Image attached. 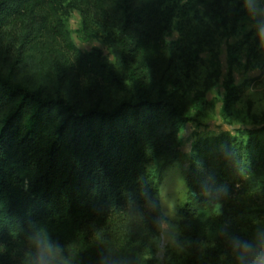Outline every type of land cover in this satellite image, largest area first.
I'll use <instances>...</instances> for the list:
<instances>
[{
	"label": "trees",
	"instance_id": "1",
	"mask_svg": "<svg viewBox=\"0 0 264 264\" xmlns=\"http://www.w3.org/2000/svg\"><path fill=\"white\" fill-rule=\"evenodd\" d=\"M59 3L0 0V264H155L161 168L179 160L195 122L177 93L181 51L166 32L193 31L192 67L213 29L239 31L251 0H71L84 23L93 9L112 23L118 65L78 51L61 18L50 19ZM71 60L88 61L107 88L76 96ZM228 60L225 119L242 94L237 55ZM263 168L264 125L197 135L179 210L187 264H219L221 244L206 250L210 231L240 262L251 263L246 248L263 249ZM240 187L246 196L237 199ZM44 240L58 249L51 260L39 258Z\"/></svg>",
	"mask_w": 264,
	"mask_h": 264
},
{
	"label": "rangeland",
	"instance_id": "2",
	"mask_svg": "<svg viewBox=\"0 0 264 264\" xmlns=\"http://www.w3.org/2000/svg\"><path fill=\"white\" fill-rule=\"evenodd\" d=\"M49 1L51 0H46L48 4ZM70 1L59 0L60 3L54 11L57 15L53 14L51 21L57 17L61 18L67 37L81 54L99 53L103 58L118 65L113 54L115 36L112 23L108 27L106 22L97 18L94 9V15L90 16L91 19L88 17L84 23V15L81 11L73 9L69 4ZM184 4L186 3L182 2L181 6ZM251 9L252 14L248 16V21L241 24L237 33L229 35L225 31L213 29L205 36L199 59L192 63V67L189 65L185 51L193 31L186 32L181 28L182 32L177 29L166 32V41L173 43L174 48H179L181 51L179 55L181 58L177 64V76L180 81L177 93L189 106L191 117L195 122L188 125L182 134L185 144L179 160L161 168L160 204L165 220L161 227L160 246L155 264H187L184 247L182 248L180 244L182 228L179 210L187 202L189 195L185 171L188 166L190 145L197 139V135L201 137L264 125V0H251ZM183 25L188 26L187 22ZM160 49L161 45L153 47L154 51ZM232 52L238 59L234 72L236 84L240 86L242 94L232 117L225 119L222 115L226 93L224 84L229 67L228 55ZM70 65L72 70L68 73L67 82L76 96L96 97L100 91L107 88L88 61L78 63L71 60ZM63 85L64 88H70L67 84ZM169 89L176 91L172 86ZM162 165L163 162L158 164L159 168ZM257 178L264 180V168L257 174ZM237 192V199L246 196L242 193V187L238 188ZM252 200L254 203L260 202L257 197H253ZM204 242L207 253L210 252L209 248L221 244L223 254L219 257L214 256L219 264H251L246 260L240 262L239 256L225 245L224 237L215 231H210Z\"/></svg>",
	"mask_w": 264,
	"mask_h": 264
},
{
	"label": "clouds",
	"instance_id": "3",
	"mask_svg": "<svg viewBox=\"0 0 264 264\" xmlns=\"http://www.w3.org/2000/svg\"><path fill=\"white\" fill-rule=\"evenodd\" d=\"M56 252H58V249H55L51 244H48L46 240L41 241L39 252L40 259L47 257L51 260ZM245 252L252 257L251 264H264V249L257 251L251 248H246Z\"/></svg>",
	"mask_w": 264,
	"mask_h": 264
}]
</instances>
